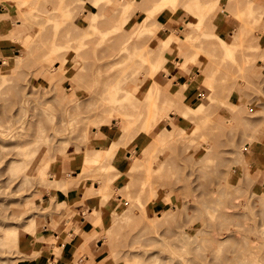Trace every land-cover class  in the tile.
<instances>
[{
	"label": "rangeland",
	"instance_id": "obj_1",
	"mask_svg": "<svg viewBox=\"0 0 264 264\" xmlns=\"http://www.w3.org/2000/svg\"><path fill=\"white\" fill-rule=\"evenodd\" d=\"M83 1L0 0V264H185L180 258L190 264L195 258V264H242V257L257 241L255 224H264V58L257 57L264 51V14L260 15L264 2L199 0L205 23L197 31L186 28L191 34L186 35L181 29L197 20L190 0H168L160 12H153L151 0L142 7L135 2L144 0H103L100 10L89 0ZM102 2L109 3L103 7ZM126 2L132 4L127 8ZM246 5L252 6L253 15L245 13ZM123 10L127 23L113 31ZM89 12L107 14L102 23V16L97 21H108L102 26L110 33L103 45L106 39L101 33H95L99 39L89 35L96 45L86 40L85 46L91 48L83 45L89 51L84 57L75 39L87 30ZM164 12L168 24L162 21ZM244 13L250 16L247 20ZM228 19L234 21H224ZM67 28L74 33L81 29L74 34L75 42L67 45H76L83 53L78 47L77 53L63 47L59 50L62 59L48 63L49 49L58 38L59 44L66 41ZM122 29L129 34L135 30L132 35L139 37L140 46L133 37L130 45L147 44L143 49L149 48L152 57L172 32L181 34L164 52L171 66L153 65L145 52L149 49L141 48L139 52L148 60L142 62L139 47L131 46L140 59L127 51L130 59L142 63L140 67L134 62L140 69L134 66L129 56L126 59L120 39L116 40ZM210 30L216 35L209 36ZM201 35L209 40L208 45L204 38L200 40ZM22 38L31 43L29 50ZM219 38L230 44L232 56ZM188 39L201 45L200 40L206 47L198 50ZM185 47L187 56L196 57L190 62L185 56L182 64L178 59ZM191 47L195 49L190 51ZM114 53L121 54V59ZM16 55L24 58L19 68ZM113 55L118 62L111 59ZM3 57L10 62L3 64ZM94 62L101 65H97L99 70ZM131 63L139 69L134 68L136 73ZM117 80L122 88L118 91ZM186 83L181 92L184 97L172 112L175 129L154 148L156 133H162L168 121L164 119L150 131L143 127L144 115L152 107V100L145 98L147 90L157 84L165 90L162 93H170ZM213 91L214 101L209 100L205 112L184 114L182 104L195 108ZM19 105L21 113H17ZM100 117L103 120L97 127L94 124ZM5 120L14 126L11 134L4 132ZM125 126L130 128L131 141L123 142L101 164L104 183L99 184L95 178L99 169L97 174L93 164L84 168L83 156L87 149H107ZM208 149L211 159L204 160ZM249 152L251 162L244 157ZM89 167L96 170L90 169L94 177ZM50 177L56 187L48 186ZM33 223L34 228L27 227ZM196 242L202 249L198 250ZM194 248L202 251V261L200 254L194 257L198 254H194L196 249L192 253ZM188 250L193 255L182 254ZM174 255L180 260L174 261Z\"/></svg>",
	"mask_w": 264,
	"mask_h": 264
},
{
	"label": "bare ground",
	"instance_id": "obj_2",
	"mask_svg": "<svg viewBox=\"0 0 264 264\" xmlns=\"http://www.w3.org/2000/svg\"><path fill=\"white\" fill-rule=\"evenodd\" d=\"M80 1V0H79ZM86 1V0H85ZM85 1H83V3H85ZM90 1V3H92L95 7H99V4L101 3V1H103V0H89ZM106 1H108V0H106ZM135 1V0H134ZM143 1V0H142ZM151 1H153L154 3H152V4H154L153 6H152V8H153V12H160L163 8H165L166 7V3L168 2V0H156V1H154V0H151ZM170 1H172V0H169V2ZM81 2H82V0H81ZM110 2V1H109ZM109 2H107V3H109ZM144 3H142L141 1L140 2H138V3H136L135 2V4L137 5V6H145V2H147V5L149 4H151L150 3V1L148 2V0H144L143 1ZM189 2H191V6H190V11H191V13L192 14H194V16H196L197 17V20H195V21H193V22H189L188 24H187V26L185 27V28H182L181 29V31H184V34H186V35H191L190 34V30L188 29V28H190L192 31H194V30H196L197 31V29H199L201 26H203V22H204V14H205V12H203L202 10H201V4H200V1L199 0H190ZM102 3H104L102 6L104 7V5L106 4L107 5V3H105V2H102ZM250 3V2H249ZM130 4H132L131 2H126V3H124V6H127V8H128V5H130ZM134 4V3H133ZM139 4V5H138ZM166 4V5H165ZM80 5H82L81 3H80ZM78 6H79V4H78ZM100 6H101V4H100ZM247 6V12H245L246 11V9H245V13H248L249 15H251V13H252V11L254 12V10H253V8H252V6H248V5H246ZM103 7H102V9H103ZM107 7V6H106ZM78 8V7H77ZM100 8L101 7H99V10H100ZM69 9V8H68ZM102 9H101V11H102ZM107 10V9H106ZM111 10H112V8H111ZM68 11H71V9H69ZM97 11H98V9H97ZM106 11H105V9H104V13H105ZM126 12L127 11H125V10H123L122 11V15H121V17H120V21L118 20V21H116L117 22V25L114 27V29H113V31H115V30H119V29H121V28H123V26L127 23V21H124L125 20V18L124 17H126V16H123V15H125L126 14ZM242 12V11H241ZM245 13H244V15H245ZM89 23L87 24V30L86 29H84V30H82V32L79 30V28L77 29V30H79L78 31V33L75 31V33H76V35L77 34H79V36H77L76 37V35H75V37H76V45H79V47L81 46L82 48H83V45H84V47L85 48H87V45L85 46V44H87L88 42H92V43H94V44H92V46L94 45H96L95 43V41H94V39H95V37L97 38L98 36H99V34H96V35H98V36H96L95 35V33H101L102 35H103V37H104V39H106V36L110 33V30H108V29H106V28H103V26L102 25H104L105 26V22H106V25H107V23H108V21H105V22H103V24H100V22L102 23V20H103V16H105V15H103V12L101 13V12H97V13H95V12H89ZM254 13H252V15H253ZM262 14H264V13H260V15H262ZM243 15V16H244ZM247 16V15H245V16H247L246 17V20H247V18L248 17H250V16ZM259 15V16H260ZM102 16V19L100 20V22L99 21H97V17L99 18V17H101ZM106 16H107V14H106ZM106 16L104 17V19H106ZM244 16V17H245ZM261 17V16H260ZM259 17V18H260ZM251 18H252V16H251ZM254 18V20L253 21H255V17H253ZM257 18V17H256ZM100 19V18H99ZM127 19V18H126ZM196 19V18H195ZM261 19V18H260ZM104 21V20H103ZM252 21V20H251ZM256 21H257V23L259 22L258 21V19H256ZM99 22V23H98ZM205 23V22H204ZM250 23V22H249ZM248 23V24H249ZM254 23H256V22H253V24ZM99 24V25H98ZM245 24H247V23H245ZM247 24V25H248ZM244 26V25H243ZM102 29V30H100V28ZM146 27V26H145ZM256 27V26H255ZM186 28H187V30H189L187 33H186ZM204 28H205V25H204ZM68 29V28H67ZM104 29V30H103ZM166 29V28H165ZM211 29L212 30H215L214 28H212L211 27ZM125 30V29H124ZM147 30H149V29H147ZM147 30H146V33H148V34H151V33H149V32H147ZM204 30V29H203ZM243 30H245V28L243 27L240 31L242 32ZM152 31V30H151ZM173 31V30H172ZM171 31V32H172ZM191 31V32H192ZM204 31H206V30H204ZM240 31H239V35H240ZM248 31H250V30H248ZM248 31H246L247 33H248ZM66 32H69V29H68V31H66ZM72 31H70L69 33L70 34H67V35H70L69 37H72V38H69L68 39V37H67V35H66V37H65V35H62V33H64V32H62L60 35L61 36H64L65 38H66V41H65V39H63V44L61 45V44H59V42H60V38H58L57 40H59V41H57L56 40V43H54L53 44V49L52 48H50L49 49V56L47 57V62L48 63H53V62H55L56 60L58 61V60H61L62 58L61 57H63L64 55H63V53H62V51H60L59 52V50H61V48H63V47H68V48H70L69 47V43L71 42V41H73V38H75L74 37V32H72ZM121 32H123V29H122V31ZM120 32V33H121ZM126 33H124V34H126L128 37L125 39V35L123 34V35H121L120 33L117 35V37H116V40L118 39H120V46H121V44H123L122 45V49H126V50H124V51H130L131 52V50L133 49V47L135 46V45H139L140 46V44L138 43V40H140L139 39V37L138 36H136V37H134L133 35H134V32H135V30L132 32V33H128L127 31H125ZM210 33V35L209 36H211V34H212V36H215L216 34H213V32L214 31H209ZM212 32V33H211ZM139 33H141V32H139ZM138 33V34H139ZM146 33H144L143 34V36L145 35V36H147L146 35ZM154 33V32H153ZM183 33V32H182ZM204 33H206V32H204ZM4 34V33H3ZM66 34V33H65ZM72 34V35H71ZM92 34H94V36L92 35ZM100 34V35H101ZM129 34V35H128ZM133 34V35H132ZM137 34V35H138ZM208 34V31H207V33L205 34V35H207ZM59 35V33H58V37L60 36ZM89 35H90V37H92V38H94L93 40L90 38V40H89ZM92 35V36H91ZM135 35H136V33H135ZM152 36H153V34H151ZM151 35H148V36H150L151 37ZM177 33H175V31H174V33L172 32V34H170V36H169V38H167V39H165V41L162 43V44H160L159 46H158V49L155 51V50H153V53L155 54L156 53V55H154L153 57L151 56V50L149 49V48H144V49H149L148 51H145V52H148L147 54L149 55V51H150V55L149 56H151L150 58L148 57V60H149V62H154V63H152L153 65H155V66H159V67H161L162 65H167L168 63H169V60L164 56V52H165V50L167 49V47H168V45H169V43H172L171 42V40L172 39H176V37H177ZM202 35L205 37V35L202 33ZM202 35L200 36L201 38H200V40L201 41H203L204 42V40H205V38L204 37H202ZM242 35V34H241ZM60 36V37H61ZM87 36H88V38H87ZM122 36L124 37V38H122ZM142 36V35H141ZM209 36H207V37H209ZM100 37V36H99ZM99 37H98V39H99ZM102 37V36H101ZM132 37H133V39L134 40H136L137 39V43H134L133 45L131 44L130 45V39H132ZM206 37V38H207ZM108 38H109V36H108ZM203 38H204V40H203ZM210 38V37H209ZM208 38V39H209ZM24 38H22V43H23V46H26V47H28V50H29V47H31L30 45H31V43H29V42H27V41H25V40H23ZM61 39V40H62ZM70 39H72V40H70ZM98 39L96 40V41H98ZM122 39H124V40H122ZM151 39H152V37H151ZM185 39V38H184ZM86 40L88 41L87 43H85L86 42ZM134 40H133V42H134ZM189 40V39H188ZM191 40V39H190ZM189 40V41H190ZM200 40H198V42H200L201 43V45L200 44H198L197 43V40H196V42H193V41H190V42H193V43H197V45L195 46V44L193 45L194 47H198V48H200V49H203L204 50V46L205 45H208L207 43H209V40H208V42H207V40H205L206 41V44L205 45H202L203 43L200 41ZM219 40H220V42H221V45H222V47H225V49H226V53H227V55H230V56H232V51H230V44H228V43H226L223 39H221V38H219ZM70 41V42H69ZM78 41V42H77ZM94 41V42H93ZM104 41V40H103ZM121 41H122V43H121ZM185 41H187L186 39H185ZM65 42H67L66 44H65ZM69 42V43H68ZM75 41H73V43H74ZM100 42V41H99ZM105 42H108L107 41V39L104 41V42H101V45H103L102 43H105ZM133 42H131V43H133ZM136 42V41H135ZM21 43V44H22ZM58 43V44H57ZM79 43V44H78ZM189 43V42H188ZM192 43V44H193ZM55 44H57V45H55ZM67 44H69V45H67ZM190 44V43H189ZM75 45V47H78V46H76ZM100 45V43L98 44V42H97V48H98V46ZM147 45V44H146ZM146 45H144L145 47H146ZM200 45V46H199ZM259 45V44H258ZM71 46V45H70ZM90 45L88 44V47H89ZM132 46V49L130 48ZM139 46H135L136 48H138ZM142 44H141V48L143 49V47H144ZM250 46V45H249ZM25 47V48H26ZM75 47H74V45H73V47H71L76 53H77V49H75ZM78 47V49H79V51H81V53H83V51L85 50L84 48H83V51L80 49ZM194 47H191L189 50L191 51H193L195 48ZM203 47V48H202ZM206 47V46H205ZM250 47H253V46H250ZM257 47V46H256ZM70 48V49H71ZM90 48H91V46H90ZM90 48H87L88 50L90 49ZM99 48H100V46H99ZM129 48V49H128ZM140 48V47H139ZM138 48V52H139V50H141V48L139 49ZM194 48V49H193ZM197 48V49H198ZM86 49V50H87ZM128 49V50H127ZM131 49V50H130ZM144 49L143 50H141V51H144ZM184 49V48H183ZM200 49H198V50H200ZM87 50V51H88ZM96 50V49H95ZM137 50V49H136ZM136 50H134V51H132L131 53H132V57H135V56H138L139 55V53H140V56H141V59H140V57L138 56V58L143 62V61H145V60H147L145 57H144V55H143V52H142V54H141V51L139 52V53H137V51ZM103 52L104 51V49L102 50H100L99 51V53L100 52ZM136 51V52H135ZM155 51V52H154ZM101 52V53H102ZM126 52H124V53H126ZM133 52H135V53H133ZM61 53H62V55H61ZM115 53H117V52H115ZM114 53V54H115ZM119 53H121V50L117 53V54H119ZM128 53L129 52H127L126 53V59H127V57L130 59H132V57L130 56V55H128ZM131 53H129V54H131ZM259 53H262L263 55H264V51H260ZM25 54V53H24ZM27 54H29V53H27ZM27 54L25 55V56H27ZM59 54H60V57H59ZM87 54H89V51H88V53L86 52V51H84V53H83V55H81V56H86ZM117 54H115V55H117ZM123 54V53H122ZM133 54H136V55H133ZM145 54V53H144ZM147 54H146V57H147ZM181 54H183V52L181 53ZM262 54H260V55H257V57L258 56H260V58L259 59H261V57L262 58H264V56H262ZM21 55H22V52H21ZM19 56V55H16L15 57V59H14V61H15V63H16V67L18 66V68H19V66H20V64H21V62L24 60V58L22 57V56ZM76 55V54H75ZM101 55V54H100ZM103 55V54H102ZM101 55V56H102ZM121 55V54H120ZM118 56V57H116V56H114L113 55V58H111L113 61H115V59L116 58H118L119 59V57H120V59H121V57L122 56ZM124 55V54H123ZM198 55V54H197ZM74 56V55H73ZM78 56V55H77ZM77 56H75V57H77ZM100 56V57H101ZM155 56H156V58H155ZM187 56V55H186ZM248 56L250 57V55L248 54L247 55V53H246V57L248 58ZM99 57V58H100ZM103 57L105 58V56L103 55ZM111 57V56H110ZM116 57V58H115ZM142 57H144L143 59L144 60H142ZM196 57V55L195 56H193V57H191V56H187V58H185V59H194ZM4 58V57H3ZM61 58V59H60ZM102 58V57H101ZM104 58H102V60L104 59ZM154 58H155V60H154ZM97 59V58H96ZM118 59H116V61L118 60ZM123 59V58H122ZM125 59V58H124ZM125 59V60H126ZM130 59V60H131ZM134 59V61H132L133 62V64H134V62L136 61L135 60V58H133ZM184 59V60H185ZM147 60V61H148ZM152 60V61H151ZM154 60V61H153ZM189 60V61H190ZM247 60V59H246ZM3 61V64H6V63H8V62H10V60H8L6 57L4 58V60H2ZM115 61V62H116ZM170 61H172V60H170ZM187 61V60H186ZM105 62V61H104ZM115 62H114V64H115ZM118 62V61H117ZM119 62H120V60H119ZM122 62V61H121ZM183 62H185V61H182V64H183ZM191 62V61H190ZM193 62V61H192ZM246 62H248V61H246ZM57 63V62H56ZM95 63V62H94ZM140 61L138 62V61H136V64H138L139 66H140V64H142V63H140ZM62 64L63 65H66L67 64V60L66 59H64V60H62ZM62 64H60V66L62 67L63 65ZM99 64V63H98ZM97 64V65H98ZM102 66H103V64H102V61H101V63H100ZM98 65V67L99 66H101V65ZM118 64V63H117ZM170 64V63H169ZM178 64V63H177ZM182 64H179V65H182ZM95 65H96V63H95ZM97 65H96V70H99V69H97L98 67H97ZM132 66V63H131V65L129 66V67H131ZM134 66H136V67H138L139 69H140V67H142V65L139 67V66H137V65H135L134 64ZM134 66H132V68H133V70H134V72L136 73V70H139V69H137V68H135ZM155 66H153V68H154V70L155 69H158V68H155ZM170 66H171V64H170ZM180 67H182V66H180ZM63 69H64V66L62 67ZM100 68V67H99ZM132 68H131V70H132ZM136 70H135V69ZM183 69H185V68H183ZM11 70H13V69H11ZM154 70H153V73H154ZM184 71H187V70H184ZM133 72V71H132ZM156 72V71H155ZM135 73H130V74H135ZM151 73H152V71H151ZM187 74H188V72H186ZM154 75V74H153ZM168 75V74H167ZM170 75V74H169ZM189 77V76H188ZM190 80V79H189ZM189 80L187 81V83L189 82ZM121 81V80H120ZM120 81L119 80H117L116 81V83H115V85L116 86H114L115 87V89H116V91H118V90H120V89H122L121 87H120ZM196 81V80H195ZM118 82V83H117ZM182 84V86L181 87H178V88H176L175 89V91L174 92H168V93H166V92H163L162 93V90L163 89H160L161 87H159V85L157 86V84H156V87L154 86L155 85V83H154V85H153V87H155L156 88V90L155 89H153V87L152 88H150V89H148L147 90V93H146V95H145V98L146 99H151L152 100V107H151V109H149L148 110V112H147V114H145L144 115V117H146L147 116V119H146V122H145V125L143 126L144 128H147L148 129V131H150L152 128H154L155 126H157L161 121H163L164 119H166L167 121H168V123L166 124V125H164L163 127V132L161 133V131H158L157 133H156V135H155V139H154V144H153V146H154V148H155V146L157 145V143H159V142H164V141H166L167 139H169L170 138V134H167V132L168 131H170V129L171 130H173V129H175V124H174V122H173V117H172V112H175V105H179L181 102H179L181 99H183L182 98V96L183 95H181L182 93V91H184V89L187 87V85L188 84ZM209 86H211V88L213 89L214 87H212V84H210ZM113 87V88H114ZM210 88V87H209ZM210 88V89H211ZM125 89V88H124ZM153 90H155L156 92H153ZM125 92H126V94H127V96L128 97H130L131 95H130V93H129V91H128V89L126 88L125 90H124ZM163 91H165V90H163ZM18 91H16V95H18ZM164 93L166 94V96L165 97H163L164 96ZM73 93H71V95H72ZM159 94H160V96L161 97H163V98H161L160 96H159ZM210 94H212V93H210ZM210 94H208L207 96L209 97V98H206V97H204V98H201L202 99V101L195 107V108H189L187 105H185V104H182V106L184 107V114H187V113H194V114H196V112H200V113H202V112H205L206 111V108L209 106V100L211 99V100H213V98H214V91H213V94L211 95V96H213V97H210ZM160 98H159V97ZM180 96H181V98H180ZM184 97V96H183ZM158 99H160V100H158ZM163 99V100H162ZM158 100V101H157ZM161 100H162V102H161ZM214 101V100H213ZM109 102H110V100H109ZM158 102H161V103H158ZM24 102H22V104H23ZM22 105H19V108H18V110H17V113L18 112H23V107H21ZM138 117H137V119L141 116V113H138V115H137ZM193 118H196L195 120H197L198 121V119H197V117H196V115L193 117ZM100 120V122L98 123V122H96L94 125L95 126H97V127H99V125H100V123H102V117H100L99 118ZM7 121V124L8 125H5V129H6V131H4V132H6V133H9V130H11V131H13L14 130V126H12L11 124H9L10 122L8 121V120H5V122ZM9 122V123H8ZM93 125V126H94ZM94 126V127H95ZM19 128H22V126H18ZM140 127V126H139ZM140 128H142V127H140ZM97 130V129H96ZM1 131H3V130H1L0 129V135H1ZM3 132V133H4ZM95 132V131H94ZM9 134H11V133H9ZM131 132H130V128H129V126H125V128L123 129V133L117 138V139H114L112 142H110V145H109V147L107 148V149H102V148H94V149H87L86 150V152H85V154H84V156H83V159H82V164H83V167L84 168H86V166H88V165H91V164H93V166H96L97 168V174H99V172H100V169H101V164L102 163H104V161H106L107 159H108V157H113L114 156V154H115V152H116V150L118 149V147L124 142V143H129L130 141H131ZM2 136V135H1ZM156 136H158V137H156ZM3 137V136H2ZM1 137V140L3 139ZM11 137V136H10ZM128 137V139L126 140L125 138H127ZM3 143V142H2ZM124 143H123V145H124ZM16 146V145H15ZM19 146V145H18ZM207 153H205V157H203V159L204 160H209V159H211L210 157H208V156H210V150L208 149L207 151H206ZM252 155V153L251 152H249L248 154H246V156H244V157H246V161L247 160H249V162H251V160H253V157L251 156ZM132 156V153H127V158H130ZM243 157V156H242ZM242 157L240 156V157H238L239 159L241 158V160H242ZM239 159H237V161L239 160ZM240 160V161H241ZM14 161V160H13ZM25 161V160H24ZM23 161V162H24ZM237 161H236V164H237ZM239 161V162H240ZM245 161V163H247ZM26 163V164H25ZM25 163H23L24 165H28V163L29 162H25ZM31 163V162H30ZM35 163V162H34ZM241 163V162H240ZM35 165V164H34ZM242 165V164H241ZM252 166V165H251ZM91 167H92V165H91ZM91 167H89V171H90V169H94V168H91ZM139 167V166H138ZM242 167V166H241ZM249 167H250V165H249ZM83 168V169H84ZM98 169H99V172H98ZM88 170V169H87ZM91 170V171H92ZM95 170V169H94ZM90 171V173L89 174H91L92 172ZM96 171V170H95ZM84 172H85V170H84ZM84 174V173H83ZM92 175V174H91ZM91 175H89V176H91ZM103 176V174L100 172V174L98 175V176H96L95 178L99 181L98 183L99 184H102V183H104V181H103V179L101 178V176ZM93 176V175H92ZM94 177V176H93ZM80 178V177H79ZM54 179H52V177H50V181H49V184H48V186H54V187H56V185H53V184H55L54 183ZM79 182V181H78ZM104 189H106V188H104ZM154 189H151V191H153ZM105 193V192H104ZM261 198L262 199H264V195H262L261 196ZM30 221H32V219L30 220ZM34 222V221H33ZM29 223H32V222H29ZM255 224V223H254ZM258 224V223H257ZM257 224H255L256 226H257V228L255 227V225L253 226L254 227V229L256 228L257 230V233H258V237H257V241H255L254 242V244H252L251 246H250V249L246 252V249H245V255H246V257H245V255L243 256V257H245L246 258V261H245V258H243L242 257V261H243V259H244V261L246 262V264H264V224H262V223H259L258 225ZM29 224H27V227H31V225L33 226V228H34V223L33 224H30V226H28ZM252 227V228H253ZM30 229H32V228H30ZM25 231H27V230H25ZM30 231H32L33 232V229L32 230H30ZM254 232H255V230H254ZM31 233V232H30ZM33 235V234H32ZM247 237V236H246ZM248 239V237L246 238V240ZM214 241V240H213ZM215 241H218L217 239H215ZM248 241L250 242V239H248ZM249 242H247V244L249 243ZM214 243V242H213ZM216 243V242H215ZM196 244L198 245L199 244V242H196ZM219 244V243H218ZM217 244V245H218ZM223 244V243H222ZM222 244H220V245H222ZM246 244V245H247ZM219 246V245H218ZM248 246V245H247ZM195 247H197L196 245H195ZM217 246H215V248H216ZM221 247V246H220ZM198 250H200V249H202L201 248V246H200V244L198 245ZM200 248V249H199ZM247 248V247H246ZM252 248V249H251ZM37 249H39V248H37ZM195 249L196 248H194V250L192 249L191 251H192V253H193V251H195ZM197 249H196V251L197 252H194V254L195 253H198L199 251H198ZM190 253H187V251L186 252H183L182 254H192L191 253V251L190 250H188ZM202 251H200V253H201ZM200 253H198L197 255H194V257H197ZM203 254V253H202ZM202 254H200L199 255V259L201 260V257L200 256H204V255H202ZM241 254H243V253H241ZM193 255V254H192ZM236 255V254H235ZM175 256V255H174ZM180 256H182V255H180ZM184 256V255H183ZM182 256V257H183ZM186 256V255H185ZM240 256V255H239ZM172 257V256H171ZM171 257H170V260H171ZM177 257H179V255H177ZM241 257V256H240ZM173 259H174V261H176L175 259H177V260H180V259H183V260H181V262L182 261H185L186 263H188V264H190L189 263V261H187L186 260V258L184 259V258H180V259H178V258H176V256L175 257H172ZM235 258V257H234ZM232 259V260H234V262H236V259ZM236 258H238L239 259V257H237L236 256ZM188 260H189V258H187ZM198 259V258H197ZM238 259H237V261H238ZM169 260V261H170ZM191 260H193L192 258L190 259V261ZM195 260V263L198 261V260H196V258L194 259ZM232 260H231V262L230 263H232ZM173 261V260H172ZM172 261H171V263H172ZM202 261V260H201ZM240 261H241V259H240ZM239 261V262H240ZM241 261V262H242ZM243 261V262H244ZM180 262V261H179ZM208 262V261H207ZM206 262V263H207ZM240 262V263H241ZM243 262H242V264H243ZM185 263V264H186ZM193 263H194V261H193ZM192 263V264H193ZM194 263V264H195ZM237 264H239L238 262H236ZM183 264V263H182ZM233 264H235V263H233ZM245 264V263H244Z\"/></svg>",
	"mask_w": 264,
	"mask_h": 264
},
{
	"label": "crops",
	"instance_id": "obj_3",
	"mask_svg": "<svg viewBox=\"0 0 264 264\" xmlns=\"http://www.w3.org/2000/svg\"><path fill=\"white\" fill-rule=\"evenodd\" d=\"M261 2H264V0H260ZM161 17V16H160ZM167 17H168V14L167 13H163V16H162V21H165L164 23L165 24H168V19H167ZM161 20V19H160ZM224 21H234V20H232V19H228V20H224ZM227 26H229V24H227L226 25V27ZM225 27V26H224ZM224 30V29H223ZM223 32V31H222ZM170 34V33H169ZM178 36H179V38H181L182 37V35L180 34H178ZM182 40V39H181ZM188 49L185 47L184 49H183V54H182V57L181 58H179V57H176V59H178V62H180V61H182L183 59H184V57L188 54V51H187ZM176 62H177V60H176Z\"/></svg>",
	"mask_w": 264,
	"mask_h": 264
}]
</instances>
